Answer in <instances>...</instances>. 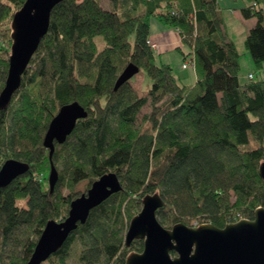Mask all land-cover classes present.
<instances>
[{
    "label": "trees",
    "instance_id": "1",
    "mask_svg": "<svg viewBox=\"0 0 264 264\" xmlns=\"http://www.w3.org/2000/svg\"><path fill=\"white\" fill-rule=\"evenodd\" d=\"M229 1L108 0L106 9L98 0H63L54 6L20 88L0 111V166L7 159L28 164L0 191V264H26L46 222L63 220L82 194L76 186L84 182L86 191L109 172L122 189L91 209L45 264H124L130 252L142 250L141 240L126 247L124 235L146 194L163 199L157 219L167 229L204 222L222 228L251 219L264 205L258 175L264 76L239 81L241 54L228 40L222 17L228 9L255 19L244 48L260 69L264 0ZM23 2L0 0V90L11 44L8 21ZM151 19L175 30L187 47L181 68L193 70L191 85L159 61L149 40ZM128 63L150 80L143 96L133 77L113 89ZM72 102L87 116L62 144H54L49 160L44 133L58 109ZM145 106L148 112L138 122ZM50 162L58 174L52 193Z\"/></svg>",
    "mask_w": 264,
    "mask_h": 264
},
{
    "label": "water",
    "instance_id": "2",
    "mask_svg": "<svg viewBox=\"0 0 264 264\" xmlns=\"http://www.w3.org/2000/svg\"><path fill=\"white\" fill-rule=\"evenodd\" d=\"M61 1L24 0L22 6L13 13L10 20L8 67L0 90V111L7 108L20 88L21 77L47 33L51 11ZM138 71L136 65L128 63L116 79L113 89L116 91ZM86 116V111L77 102L58 109L42 141L48 149L49 160L54 152V144H62L76 122ZM27 170V163L5 160L0 166V191ZM258 175L264 184V160L258 166ZM57 180V171L50 162V193L54 191ZM121 189L120 179L115 173L100 176L86 192L70 202L63 220L46 222L26 264L47 261L77 225L86 221L91 209ZM162 206L163 199L158 193L146 194L141 199L140 210L129 221L124 243L129 247L134 240H141L142 250L129 253L124 264H264V205L253 211L251 219L241 218L226 223L222 228L210 223L198 226L176 223L168 229L157 219V211Z\"/></svg>",
    "mask_w": 264,
    "mask_h": 264
},
{
    "label": "rangeland",
    "instance_id": "3",
    "mask_svg": "<svg viewBox=\"0 0 264 264\" xmlns=\"http://www.w3.org/2000/svg\"><path fill=\"white\" fill-rule=\"evenodd\" d=\"M98 1L100 2L102 7L106 8V9L108 8V0H98ZM226 2H230V1L229 0H220V5L224 6ZM222 17H223V28L227 34L228 40L232 41L235 44L238 52L241 54V56L239 58V81L241 83H245L248 80V75H252L254 81L260 80L264 76V64H263L262 68L257 69L253 65L249 54L245 52V48H244L245 37H246L249 29L254 26L255 19H253V18H250L247 20L243 19L237 11H232V10H228V9H225L224 11H222ZM10 20L8 21L9 22L8 23L9 32L7 33L8 37L10 36ZM154 24L156 25L158 23L154 19H152L150 21V32H152ZM161 28H165V27H161ZM165 30H167L168 33L173 32V30L169 29V28H165ZM9 39H10V37H9ZM95 41L98 45V49H100L103 46L102 37L101 36L95 37ZM155 47H156V44H155ZM8 56H9V54H8ZM166 62L171 65L170 67H171L172 72L176 78H178L180 81H182L186 84H190V85L192 84L191 83L192 73H191L190 69H187V70L182 69L185 67L182 66V68H181L180 64H177V59H173V61L171 59L166 60ZM131 81H132V86L136 89L139 96L145 95L146 89H148V87L150 86V80L147 78L144 71L141 70L140 73L134 75L133 78L131 79ZM147 112H148V107L147 106L143 107L141 109L138 117H137V121L139 122L142 118V115L147 113ZM85 186H86V183L82 182L76 186L75 190L78 192L84 193V192H86V191H84ZM67 192L68 191L66 189L62 190L63 194H65ZM193 222L194 221H192V224L194 225ZM72 251H73V253H72L73 254L72 258H73L76 255V251H77L76 245H74Z\"/></svg>",
    "mask_w": 264,
    "mask_h": 264
},
{
    "label": "crops",
    "instance_id": "4",
    "mask_svg": "<svg viewBox=\"0 0 264 264\" xmlns=\"http://www.w3.org/2000/svg\"><path fill=\"white\" fill-rule=\"evenodd\" d=\"M161 27L162 26L160 24H154L152 32H150L149 34V40H151L152 43L156 44L155 53L158 56L159 61L165 64H169L166 62V60L171 59L173 61V59H177V64H180L181 66L183 63L182 55H185L187 53V47H185L181 43V40L175 30H173V32L171 33H168L165 28ZM191 73V83H193L195 81V74L193 70H191Z\"/></svg>",
    "mask_w": 264,
    "mask_h": 264
},
{
    "label": "built area",
    "instance_id": "5",
    "mask_svg": "<svg viewBox=\"0 0 264 264\" xmlns=\"http://www.w3.org/2000/svg\"><path fill=\"white\" fill-rule=\"evenodd\" d=\"M152 46L154 47L155 45L154 44H152ZM184 67H185V65H183Z\"/></svg>",
    "mask_w": 264,
    "mask_h": 264
}]
</instances>
